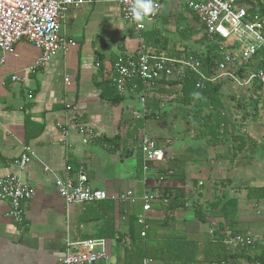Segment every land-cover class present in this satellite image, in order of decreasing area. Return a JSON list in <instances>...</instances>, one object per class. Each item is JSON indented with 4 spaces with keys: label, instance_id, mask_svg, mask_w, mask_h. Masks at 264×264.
<instances>
[{
    "label": "crops",
    "instance_id": "0c3cea01",
    "mask_svg": "<svg viewBox=\"0 0 264 264\" xmlns=\"http://www.w3.org/2000/svg\"><path fill=\"white\" fill-rule=\"evenodd\" d=\"M174 7L172 4L171 8ZM168 8L166 0L165 9ZM170 19L164 10L160 20L142 33L146 49L165 52L160 49L163 43L155 41L158 35L148 42L146 33L161 32L163 24ZM61 34L75 45L61 50L34 71L31 67L42 51L30 42L20 40L13 53L0 51V58L5 57V62H0V180L15 175L35 190L33 199L25 205L22 224L8 216L9 204L0 200V264H57L65 256L69 242L79 241L81 233H89V226H79L85 206L67 204L56 187L58 178H65L68 173L75 175L78 166L84 168L93 188L105 190L110 196L127 190L137 196L148 193L152 203L158 199L160 185L186 184L187 191L194 190L191 198L201 202L218 187L221 193L239 197V216L244 229L264 238V217H252L256 210L264 215V199L247 198L248 187L264 186V145L255 155L245 152L234 163L216 161V153L209 155L212 160L187 162L185 182L158 179L152 169L140 178L137 175L140 151L134 142L140 132L153 136L149 132L151 127L148 129V121L153 119L147 120L144 129L132 136L130 119L134 118L137 104L136 90L129 88L133 95L118 104L103 98L105 82L113 80L117 58L138 54L139 35L124 23L116 0H93L70 7L61 21ZM14 75L22 80H13ZM165 97L159 93L154 99ZM161 106L167 110L165 103L161 102ZM81 125L94 133L89 143L83 142L89 133L82 134ZM26 146L31 147L33 158L21 171L15 162ZM165 149L167 157L173 155ZM224 149L225 146L218 147L219 151ZM193 179L206 185L201 190L203 196L198 195L200 189L194 187ZM225 179L230 182L218 185ZM120 205L116 202L117 226L122 220ZM134 206L142 212L141 202ZM176 215L182 225L186 223L187 230L195 226L192 212L181 210ZM148 216L162 219L164 212L152 207ZM260 224L263 229L257 231ZM201 227L202 224L197 227V233ZM109 243L113 251L114 242ZM110 259L109 264L116 261L112 253Z\"/></svg>",
    "mask_w": 264,
    "mask_h": 264
},
{
    "label": "trees",
    "instance_id": "16d2710c",
    "mask_svg": "<svg viewBox=\"0 0 264 264\" xmlns=\"http://www.w3.org/2000/svg\"><path fill=\"white\" fill-rule=\"evenodd\" d=\"M238 3L246 6L251 17L259 16L264 19V0H238ZM194 18L198 21L195 16ZM200 28L203 31V27ZM179 34L187 39L192 37L187 29L179 31ZM154 35H158L155 41L159 43L163 39V47L167 48L168 39L161 35V32H147L148 42L154 40ZM200 41L203 43L201 50L186 47L183 51L171 50L169 54L176 57L195 55L201 58L206 67L215 66V59L219 55L215 52L214 44L209 43L205 34ZM262 55L264 57V53ZM253 67L264 69V58L257 59ZM105 85L103 98H108L116 104L126 99L118 93L112 79L105 82ZM155 91L160 93V96L173 97L175 117L185 124L186 139L198 143L188 146L182 154L168 156L164 162L150 164L158 179L185 182L188 177L186 163L208 161L210 149L220 146H225V149L216 152V161L234 163L245 152L252 155L258 152V142L242 129L250 118L256 122L263 116L264 125V85L255 83L252 89L238 99L237 108L243 114L241 121L237 122L224 101L222 83H210L205 89H199L196 87V75L189 74L186 79L164 83ZM231 99L236 98L232 96ZM161 102L162 98L149 99L145 115L139 119H130L132 136L144 129L147 120L167 115ZM191 131L193 136L187 135ZM163 140L157 141L159 146L164 147V143L168 141L167 138ZM137 154V175L142 178L144 161L141 152ZM248 155L247 158L251 160L252 157ZM79 168L80 166L76 169ZM227 182L230 180L225 179L218 185L225 186ZM192 183L197 190L200 189L198 195L203 196L201 190L206 189V185H200L198 179H193ZM185 185H160L157 188L158 199H155L152 207L163 210L164 217L149 219L150 227L146 237L141 236L142 225L138 222V206L120 205L119 215L122 220L117 226V206L114 200L107 199L85 205L79 226H89L90 231L81 233L80 240L113 241L111 253L116 257V261L112 264H144L145 259H151L152 264H230L243 261L248 264H264V238L256 239L244 229L239 216V197L221 193L217 187L211 197L201 202L191 198L194 190L187 191ZM247 198L263 200L264 186L248 187ZM181 210L192 212L196 221L210 227L211 234L192 236L184 230H178L179 217L176 214ZM237 234L254 237V244L246 249L229 250L226 240Z\"/></svg>",
    "mask_w": 264,
    "mask_h": 264
},
{
    "label": "built area",
    "instance_id": "2783aa9c",
    "mask_svg": "<svg viewBox=\"0 0 264 264\" xmlns=\"http://www.w3.org/2000/svg\"><path fill=\"white\" fill-rule=\"evenodd\" d=\"M93 0H0V51L13 53L20 40H26L41 49L42 55L31 69L34 71L55 57L61 50L74 46L75 42L67 40L61 34V21L70 7H79ZM166 0H155L159 11L154 17L146 18L144 27L134 22L129 8L130 0H116L124 23L139 35L140 49L136 55H120L113 65V81L119 94L128 96L129 88L136 90L137 104L133 117L142 118L147 109V101L159 96L155 90L162 84L184 80L189 74L196 75V87L205 89L210 83H222L252 89L254 84L264 85V69L254 68L257 59H263L264 53V19L251 17L246 6L238 0H188L186 7L198 19L209 43L214 44L218 57L215 66H205L200 57L188 55L176 57L169 53H158L146 49V32L150 25L157 23L165 10ZM5 62V57L0 58ZM13 80H22L14 75ZM166 86V85H165ZM164 106V105H163ZM82 134L89 133L83 139L89 143L94 133L83 125ZM135 147L141 152L144 161V175L151 171L150 164L164 162L166 150L158 145L155 137L140 132ZM33 151L26 146L16 160L19 170L24 171L32 161ZM162 180V179H161ZM203 183L200 182V185ZM56 187L67 204L87 205L112 199L117 203L134 206L142 203V212L138 222L142 225L141 236L146 237L149 230L148 213L152 210L153 198L148 193L137 196L127 190L110 196L105 190L95 189L90 183L83 167L75 175L68 173L65 178L56 180ZM35 195V190L23 183L18 176H7L0 180V200L9 204L8 216L22 224L25 205ZM255 238L237 234L226 240L229 250L246 249L252 246ZM110 243L105 239L79 240L69 242L65 256L57 264H109L111 258ZM144 264H152L145 259Z\"/></svg>",
    "mask_w": 264,
    "mask_h": 264
},
{
    "label": "rangeland",
    "instance_id": "374dc122",
    "mask_svg": "<svg viewBox=\"0 0 264 264\" xmlns=\"http://www.w3.org/2000/svg\"><path fill=\"white\" fill-rule=\"evenodd\" d=\"M188 0H168L169 2V8L165 12L167 14H170L171 19L167 23L163 24L161 35L166 37L168 39L167 42V48L160 47L162 51H165L163 53H169L171 50L175 51H183L186 47H189L192 50H201L203 43L200 41V39L203 37L204 32H202L200 28L199 22L191 15V13L188 11L186 7V3ZM173 2V3H171ZM175 4L174 9L171 8V5ZM187 29L189 33H191V38L183 37L179 34V31ZM162 43H164V40H161ZM242 88H238L235 86L226 85L223 89V97L224 101L227 105L228 111L232 114L233 119L237 121H241L242 118V112L239 111L237 108L238 106V99L244 93H246ZM250 94V93H248ZM234 96L236 99H231V97ZM248 96V95H247ZM163 98V97H162ZM166 98V99H165ZM164 99H162V103H165L167 105L166 113L167 115L163 116L159 119H153L148 121V129L149 132L152 133L153 136H155V139L157 141H164L162 137H166L169 141L173 142H165L164 145L167 147L169 154H182L188 146L190 145H197V142L191 141L189 139H186L185 137V124L178 120L175 117V112L173 110V97L166 96ZM165 110V109H164ZM262 115V114H261ZM248 129V130H247ZM243 132L252 135L255 137L256 141L258 143V149H260L261 146L264 145V125H263V116L258 121L253 122L250 118L248 120L247 124L242 129ZM193 132H189V136H193ZM193 138V137H192ZM167 141V140H166ZM211 153H216L218 151L217 149H210ZM212 160V158H210ZM230 162V161H229ZM195 164V163H193ZM194 168V167H193ZM192 169V168H191ZM196 170V169H194ZM161 184L163 182H160ZM181 183H179L180 185ZM193 199V198H192ZM259 210L254 211L255 215L252 216L253 218H261L264 217V215L261 213H258ZM184 216V215H183ZM181 217V216H180ZM195 226H191L188 230L186 228V223L182 225V222L178 220L177 227L184 229V231H189V235H195L197 234H211L210 227L208 225L202 224V227L199 233L197 227L201 225L198 221H193ZM182 226H181V225ZM263 224L257 225V231H260L263 229ZM254 233V232H253ZM256 239H261L262 237L259 235V233H254ZM111 261V259H110ZM161 264V263H157ZM230 264H248L246 261H243L242 263H234L231 262Z\"/></svg>",
    "mask_w": 264,
    "mask_h": 264
},
{
    "label": "clouds",
    "instance_id": "9594fccd",
    "mask_svg": "<svg viewBox=\"0 0 264 264\" xmlns=\"http://www.w3.org/2000/svg\"><path fill=\"white\" fill-rule=\"evenodd\" d=\"M128 2V0H126ZM159 11V5L155 0H130L129 12L134 22L144 27L146 18L154 17ZM198 96V94H194Z\"/></svg>",
    "mask_w": 264,
    "mask_h": 264
}]
</instances>
